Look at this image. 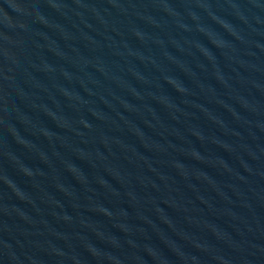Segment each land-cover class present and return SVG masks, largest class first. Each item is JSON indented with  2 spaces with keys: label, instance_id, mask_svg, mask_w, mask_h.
<instances>
[{
  "label": "water",
  "instance_id": "95a60500",
  "mask_svg": "<svg viewBox=\"0 0 264 264\" xmlns=\"http://www.w3.org/2000/svg\"><path fill=\"white\" fill-rule=\"evenodd\" d=\"M0 264H264V0H0Z\"/></svg>",
  "mask_w": 264,
  "mask_h": 264
}]
</instances>
